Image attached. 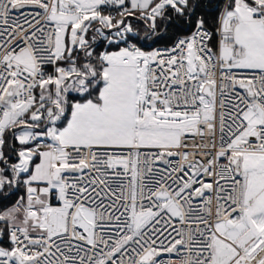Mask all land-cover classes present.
I'll return each mask as SVG.
<instances>
[{"label": "snow or ice", "instance_id": "snow-or-ice-1", "mask_svg": "<svg viewBox=\"0 0 264 264\" xmlns=\"http://www.w3.org/2000/svg\"><path fill=\"white\" fill-rule=\"evenodd\" d=\"M0 264H264V0H0Z\"/></svg>", "mask_w": 264, "mask_h": 264}]
</instances>
